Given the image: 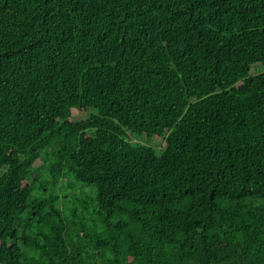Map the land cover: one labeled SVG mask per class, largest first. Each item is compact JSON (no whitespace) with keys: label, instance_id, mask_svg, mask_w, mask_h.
<instances>
[{"label":"trees","instance_id":"16d2710c","mask_svg":"<svg viewBox=\"0 0 264 264\" xmlns=\"http://www.w3.org/2000/svg\"><path fill=\"white\" fill-rule=\"evenodd\" d=\"M0 264H264V0H0Z\"/></svg>","mask_w":264,"mask_h":264},{"label":"rangeland","instance_id":"374dc122","mask_svg":"<svg viewBox=\"0 0 264 264\" xmlns=\"http://www.w3.org/2000/svg\"><path fill=\"white\" fill-rule=\"evenodd\" d=\"M88 111V110H87ZM85 113L87 114L88 112H85L83 110H74L72 113H69V118L65 119L66 121H68L69 123L71 124H76L78 125L79 127L82 126L83 124V117L85 116ZM90 113V112H89ZM81 131L83 132V130L81 129ZM93 133H89L88 136L86 135V138L89 139V137L91 136L92 137ZM134 137L137 139V141L139 143H141L142 145H145V146H150V147H153V148H159V145L161 143V140L158 139V137H151V138H148V137H145V136H135Z\"/></svg>","mask_w":264,"mask_h":264}]
</instances>
